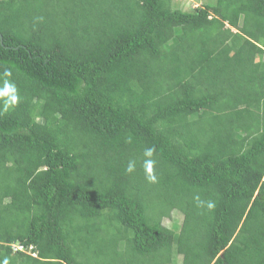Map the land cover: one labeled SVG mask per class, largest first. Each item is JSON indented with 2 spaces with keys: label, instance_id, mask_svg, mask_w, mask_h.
I'll list each match as a JSON object with an SVG mask.
<instances>
[{
  "label": "trees",
  "instance_id": "obj_1",
  "mask_svg": "<svg viewBox=\"0 0 264 264\" xmlns=\"http://www.w3.org/2000/svg\"><path fill=\"white\" fill-rule=\"evenodd\" d=\"M178 253L264 264V0H0V264Z\"/></svg>",
  "mask_w": 264,
  "mask_h": 264
},
{
  "label": "rangeland",
  "instance_id": "obj_2",
  "mask_svg": "<svg viewBox=\"0 0 264 264\" xmlns=\"http://www.w3.org/2000/svg\"><path fill=\"white\" fill-rule=\"evenodd\" d=\"M215 2H216V0H175V6L181 8L182 10L189 11V10H192L193 8H195L196 6L203 5V4L213 5V4H215ZM173 221H176L178 224H180L182 222V214L177 210H173L172 212H170V217L165 218L163 220V224L165 226L169 227ZM123 244H125L124 240H122L121 243H117L116 245L118 247H125ZM91 245L92 246L88 250L89 255L95 256V242L93 241V243H91ZM113 248L114 247L101 248L100 249L101 251H99V253L102 255L101 258L103 261L105 258H106V260H108L110 258L109 254H112V256L115 254V251ZM115 250L121 251L122 249L116 248ZM104 256H106V257H104ZM181 259H182L181 254L178 253L176 256L177 264H180ZM116 264H118V263H116Z\"/></svg>",
  "mask_w": 264,
  "mask_h": 264
},
{
  "label": "built area",
  "instance_id": "obj_3",
  "mask_svg": "<svg viewBox=\"0 0 264 264\" xmlns=\"http://www.w3.org/2000/svg\"><path fill=\"white\" fill-rule=\"evenodd\" d=\"M11 247L15 250H21V251L27 252V249L22 244H19V243H13L11 244ZM32 255L35 256L34 253H32Z\"/></svg>",
  "mask_w": 264,
  "mask_h": 264
},
{
  "label": "clouds",
  "instance_id": "obj_4",
  "mask_svg": "<svg viewBox=\"0 0 264 264\" xmlns=\"http://www.w3.org/2000/svg\"><path fill=\"white\" fill-rule=\"evenodd\" d=\"M13 244V243H12ZM26 248V247H25ZM27 249V253H29V254H31L32 255V253H34L35 254V256H36V252H32V246H29L28 248H26ZM33 256V255H32Z\"/></svg>",
  "mask_w": 264,
  "mask_h": 264
},
{
  "label": "crops",
  "instance_id": "obj_5",
  "mask_svg": "<svg viewBox=\"0 0 264 264\" xmlns=\"http://www.w3.org/2000/svg\"><path fill=\"white\" fill-rule=\"evenodd\" d=\"M259 58H260V57H257V58H256V61H257Z\"/></svg>",
  "mask_w": 264,
  "mask_h": 264
}]
</instances>
